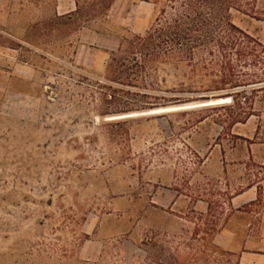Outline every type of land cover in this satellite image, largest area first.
Instances as JSON below:
<instances>
[{
	"label": "rangeland",
	"instance_id": "374dc122",
	"mask_svg": "<svg viewBox=\"0 0 264 264\" xmlns=\"http://www.w3.org/2000/svg\"><path fill=\"white\" fill-rule=\"evenodd\" d=\"M38 1V21L10 31L30 44L0 46V264H237L214 249L215 227L261 246L264 0L233 15L262 44L260 60L165 65L117 85L133 110L104 116L97 80L121 38L149 29L155 5L115 0L76 29ZM17 68L10 85L4 70ZM175 190L178 204L154 202ZM93 228L102 250L81 258Z\"/></svg>",
	"mask_w": 264,
	"mask_h": 264
},
{
	"label": "trees",
	"instance_id": "16d2710c",
	"mask_svg": "<svg viewBox=\"0 0 264 264\" xmlns=\"http://www.w3.org/2000/svg\"><path fill=\"white\" fill-rule=\"evenodd\" d=\"M145 1L155 5L154 22L144 34L131 33L120 39L118 49L111 52L104 73L97 80L101 115L123 114L133 110L121 105L117 85L143 78L165 65L207 69L213 61L220 60L221 68L225 71L231 54L238 60L248 56H252L254 62L260 60L257 47L262 44L233 20L234 12H244L246 6L251 12H256L258 0ZM114 2L75 0V10L62 17L70 19L76 29L89 27L91 22L107 17ZM240 85L232 83L231 87ZM220 231L214 228L213 247L229 253L213 241Z\"/></svg>",
	"mask_w": 264,
	"mask_h": 264
},
{
	"label": "crops",
	"instance_id": "0c3cea01",
	"mask_svg": "<svg viewBox=\"0 0 264 264\" xmlns=\"http://www.w3.org/2000/svg\"><path fill=\"white\" fill-rule=\"evenodd\" d=\"M49 2L51 7V17H62L71 13L76 8L75 0H45L46 7ZM38 10V0H0V31L7 36L4 42L0 41V46L9 47L10 39L29 45L30 43L22 36H17L16 34L14 35L10 31L13 27H16L17 23L31 24L33 22H37L38 15H36V12H38ZM7 55L8 53L4 54V57ZM17 70L21 69L17 68L15 70H4V72L8 74V78H10V85H12V80ZM175 192L176 193L168 194V196L165 195L164 197L159 195L158 201L154 200V202L163 208L176 205L180 202L181 197L177 195L176 190ZM238 196L233 198L232 204H234V206H236V202H239V199H236ZM194 208L196 209L195 206ZM206 210L207 207L201 209L202 212H205ZM93 231L94 228L91 230H85V232L90 235V238L86 239L79 247L78 255L81 258L96 257L102 250L104 237L98 235L96 232L93 234ZM240 238L242 237L236 230L226 227L214 236L213 241L224 250L236 253L238 257L237 264H264V238H262L261 246L259 242L252 245L255 243V236L248 232V230L243 238Z\"/></svg>",
	"mask_w": 264,
	"mask_h": 264
},
{
	"label": "bare ground",
	"instance_id": "6f19581e",
	"mask_svg": "<svg viewBox=\"0 0 264 264\" xmlns=\"http://www.w3.org/2000/svg\"><path fill=\"white\" fill-rule=\"evenodd\" d=\"M210 101V100H209ZM209 101H205V102H209ZM187 105V104H186ZM186 105H180V106H186ZM174 106H172V107H164V108H155V109H151V110H146V111H156V112H158V111H163V110H171L172 108H173ZM169 108H171V109H169ZM120 115H123V114H120ZM115 118V117H114Z\"/></svg>",
	"mask_w": 264,
	"mask_h": 264
}]
</instances>
